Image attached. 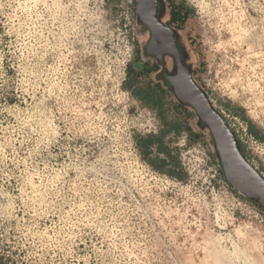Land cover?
<instances>
[{"label":"rangeland","instance_id":"374dc122","mask_svg":"<svg viewBox=\"0 0 264 264\" xmlns=\"http://www.w3.org/2000/svg\"><path fill=\"white\" fill-rule=\"evenodd\" d=\"M161 11L264 177V0ZM143 35L136 0H0V264H264V208L142 68ZM164 122L162 164L137 142Z\"/></svg>","mask_w":264,"mask_h":264},{"label":"water","instance_id":"95a60500","mask_svg":"<svg viewBox=\"0 0 264 264\" xmlns=\"http://www.w3.org/2000/svg\"><path fill=\"white\" fill-rule=\"evenodd\" d=\"M137 16L142 24L148 26L152 36L149 47L155 41L169 51L174 44L173 30L158 19V9L162 0H136ZM159 34V35H158ZM174 84L180 102L191 107L198 116L199 123L210 132L216 156L226 180L238 192L256 201L264 208V177L244 157L240 144L222 114L213 106L210 98L192 76L190 67L180 65L174 76H168Z\"/></svg>","mask_w":264,"mask_h":264},{"label":"flooded vegetation","instance_id":"af4514ba","mask_svg":"<svg viewBox=\"0 0 264 264\" xmlns=\"http://www.w3.org/2000/svg\"><path fill=\"white\" fill-rule=\"evenodd\" d=\"M157 16L160 22L173 30L174 44L169 47V51H166V48H163L164 46L161 44V41H155V43L149 47L150 39L152 36H155V32L153 33L148 26L142 24L138 19L140 32L144 34V38L140 44L139 53L141 56L145 57L146 62H148V65L146 66L144 63L142 68L147 67L149 74H153L154 78L157 80V84L165 87L168 92L175 96L176 91L174 84L170 82L168 76L176 75L180 65L190 67L188 64V55L176 30L169 23H165L164 19H162L161 5L159 6ZM182 105L184 107L186 106V104L183 103Z\"/></svg>","mask_w":264,"mask_h":264},{"label":"trees","instance_id":"16d2710c","mask_svg":"<svg viewBox=\"0 0 264 264\" xmlns=\"http://www.w3.org/2000/svg\"><path fill=\"white\" fill-rule=\"evenodd\" d=\"M0 90H1V88H0ZM164 125H166V128L160 129L158 134L152 133V134L145 135L144 137L141 138V140H138V142H137L138 147H139L143 156H145V154L147 153V150L150 148L151 145H155L157 152L163 153L165 155L164 158L156 157L162 162V164L166 163V161H167L166 158L170 156V153L162 146V137L166 132L170 131V129L172 128V125L167 124L166 122H164ZM250 131L255 137L260 138L258 132L255 130H252L251 127H250ZM146 160L156 170H158L160 172H164L168 175H173L172 170H170V169L164 170L161 166H158L157 164H155L154 161L151 160L150 158H146ZM220 171L222 173L221 169H220Z\"/></svg>","mask_w":264,"mask_h":264},{"label":"bare ground","instance_id":"6f19581e","mask_svg":"<svg viewBox=\"0 0 264 264\" xmlns=\"http://www.w3.org/2000/svg\"><path fill=\"white\" fill-rule=\"evenodd\" d=\"M162 19H163V17H162ZM242 237V236H241ZM245 238H248V237H245ZM250 241H252V240H250ZM253 245H255V244H253ZM254 247V246H253ZM246 249H248V248H246ZM251 249V248H250ZM249 250V249H248ZM242 253V252H241ZM262 257V256H261ZM259 258V257H258ZM263 258V257H262ZM247 259V258H246ZM248 261V260H247ZM258 261H261L260 259L258 260ZM250 262V261H249ZM251 263V262H250Z\"/></svg>","mask_w":264,"mask_h":264}]
</instances>
